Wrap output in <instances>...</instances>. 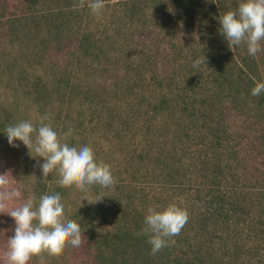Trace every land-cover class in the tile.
I'll return each mask as SVG.
<instances>
[{
    "label": "rangeland",
    "instance_id": "obj_1",
    "mask_svg": "<svg viewBox=\"0 0 264 264\" xmlns=\"http://www.w3.org/2000/svg\"><path fill=\"white\" fill-rule=\"evenodd\" d=\"M240 2L103 0L102 9L92 11L88 0L72 8L64 0H0V175L8 173V187L23 192L19 200L0 207V264H7V239L15 230L8 214L33 196L38 205L39 197L55 187L64 200L62 215L81 226L82 243L59 252L45 249V259L33 257L30 264H133L120 255L124 239L143 235L149 207L169 203L189 213L186 225L172 239L182 243L186 239L193 245L205 234L213 255L207 264H264L260 219L264 216V178L260 177L264 139H259L258 127L264 114L246 106L248 99L224 93L213 110L215 116L223 114V124L235 140L221 149L227 156L222 158L229 179L222 189L228 200L239 196L251 216L234 220L237 223L226 228L210 226L206 233L196 217L194 207L199 205L186 202L202 180L200 158H189L188 153L196 144L204 147L210 131L200 122L190 126L180 111V83L189 77L192 86L196 79L205 85L206 69H194L193 61L205 56L218 40L219 18ZM84 38L96 45L91 50L95 56L74 53L77 39ZM228 48L238 63L243 59L252 65L255 60L253 67L264 81V52L253 57L246 46ZM174 60L178 61L173 75L177 80L165 70ZM163 98L169 100L164 111ZM45 115L51 117L61 139L88 143L96 159L110 165L114 187L93 186L80 192L72 184H58V173L44 177L43 161L31 157L34 154L26 147L19 142L16 147L9 145L4 135L8 125L31 120L38 126ZM187 127L192 136L186 140ZM174 175L187 196L181 195L180 186L171 184ZM100 193L106 197L95 203ZM172 249H178L176 243Z\"/></svg>",
    "mask_w": 264,
    "mask_h": 264
},
{
    "label": "clouds",
    "instance_id": "obj_2",
    "mask_svg": "<svg viewBox=\"0 0 264 264\" xmlns=\"http://www.w3.org/2000/svg\"><path fill=\"white\" fill-rule=\"evenodd\" d=\"M89 10L99 11L103 0H88ZM219 32L228 47L238 49L246 46L249 56L264 52V0H241L235 10L226 12L219 18ZM182 43V42H181ZM206 65L204 54L193 61L192 67L198 69ZM253 97L264 95V81H257L250 93ZM49 121L45 123V121ZM51 117L40 118L36 126L31 120L8 125L4 135L10 146L16 142L43 162L40 169L44 177L54 171L58 173V184H72L80 192H88L93 186L110 189L116 184L110 165L98 161L93 148L84 142L61 139L50 123ZM67 137V133H63ZM8 173L0 175V207L6 201L19 200L23 192L19 188L10 189ZM19 183V182H17ZM104 196L97 194L96 202ZM64 200L58 187L49 188L39 197H30L21 206L8 214L15 223L14 234L8 238L7 264H30L45 259L44 250L59 252L70 245L78 248L82 243V229L79 223L66 219ZM189 219L186 208L176 203L166 207H149L144 217L142 234L148 237L151 254L175 243L173 237L180 234ZM2 231V230H0Z\"/></svg>",
    "mask_w": 264,
    "mask_h": 264
},
{
    "label": "trees",
    "instance_id": "obj_3",
    "mask_svg": "<svg viewBox=\"0 0 264 264\" xmlns=\"http://www.w3.org/2000/svg\"><path fill=\"white\" fill-rule=\"evenodd\" d=\"M64 1H66L70 8L74 6L77 7L83 2V0ZM222 8L224 7L222 6ZM216 34V39L218 40L213 41L215 39L212 38L213 42L210 45L211 48H209L205 55L207 60L205 65L207 73L205 77V85L202 86L203 83L196 79V85L192 86L189 77L183 85L180 83V87H182L180 90L183 95L181 98L182 107L180 111L189 118L188 121L190 126L200 122L204 124L203 126L208 131H210L209 142L205 144L204 147L202 144H196V149L188 153L189 158L194 156L200 158V176L203 181L199 179V184L196 189L194 191L191 190L192 193L190 198L192 199L188 198V200H186L187 203L193 201L195 203L194 206L197 204L199 205L198 208L194 207L197 209L195 210L196 217L199 222V228L202 232L206 233L210 226L226 228L235 225L237 222L234 220H239L247 215L250 217L252 214L244 205H241L242 201L239 196H237L238 198L235 197L228 200V197L224 192L225 190L223 191L222 189L224 182L229 179L222 158L227 156H224L223 153H221V149L229 145V143L232 144L235 140L233 141L230 137L231 132H228L226 126L223 124V114L219 111L220 113H218V116H215L213 108H216V104L218 105L219 100L222 101V98L218 97H223V94L226 93V95L229 94L237 99H248L245 101L246 106L249 104L252 109H254V112L256 110L257 114L260 112L264 114V95L253 97L250 94L255 83L257 81H262L261 74L257 71V68L253 67L256 65L255 60H252V65L243 59L238 63V61L233 58L230 49L228 48V44L220 34L219 30ZM214 42H216L217 45L213 48ZM76 45L77 47L74 48V53L79 52L87 58L95 56L94 51L91 50L92 48L94 49L96 45H90L87 38L77 39ZM175 62L178 61L174 60L173 64L165 69L166 72L172 76L176 72L174 66ZM179 64L181 67L182 64ZM172 76L170 78H172ZM154 80L160 84L162 83V80L160 78L158 79V76H154ZM173 80H177V78L173 76ZM197 88L199 89L197 90ZM198 91L201 95L198 94ZM168 102V99H162V111L165 110ZM258 127L260 129L259 139H264V120L262 121L261 119ZM190 130L191 127H187L183 132L186 140L192 136L188 135L190 134ZM237 142L239 141L237 140ZM189 150L193 149L189 148L187 151ZM246 154L249 156L250 152L247 151ZM233 155L237 156L238 152H233ZM257 156L261 157L260 155ZM178 163L183 165L181 159H179ZM176 177L177 175L171 176V184L180 186L181 195L187 196L185 193V187L182 186V182L177 183ZM260 177L261 180L264 178V172ZM201 189H206L205 193H202ZM261 198H264L262 194ZM260 207V210H262V205ZM260 219H263L261 226L263 228L262 234H264V216L261 215ZM204 235L205 234H203V236L193 245H191L190 241L186 239H184V243L175 240L178 248L176 251L172 249V244L170 243L168 247L162 249L155 255L151 254V246L147 242V236L128 235V239H124L125 242L121 247L122 250L120 251V255L128 256L130 260L134 261L133 264H207L208 260H211L213 255L208 251L210 248L207 241H205ZM205 245H207V247ZM182 252L185 257H183ZM114 257L115 255L111 258V262H113L112 259ZM212 260L217 259L215 258ZM216 262H219V260ZM113 263L117 264L115 262ZM121 264L123 263L121 262Z\"/></svg>",
    "mask_w": 264,
    "mask_h": 264
}]
</instances>
